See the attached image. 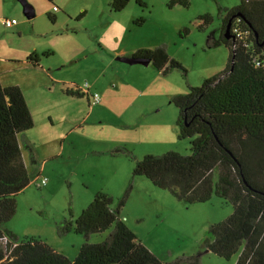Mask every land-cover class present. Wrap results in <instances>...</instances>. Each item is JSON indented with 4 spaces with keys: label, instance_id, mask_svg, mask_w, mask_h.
<instances>
[{
    "label": "rangeland",
    "instance_id": "1",
    "mask_svg": "<svg viewBox=\"0 0 264 264\" xmlns=\"http://www.w3.org/2000/svg\"><path fill=\"white\" fill-rule=\"evenodd\" d=\"M27 1L32 18L21 0H0V80L20 86L34 119L25 134L33 159L22 148L30 183L17 195V211L6 227L20 238L40 237L74 259L85 238L74 229L59 236L56 223L76 220L102 191L113 197V208L124 198L119 217L163 262L235 264L239 253L225 259L203 247L209 226L228 217L232 203L214 194L187 204L133 170L145 155L191 153L190 138L178 137L179 108L172 97L225 68L230 49L208 41L220 36L219 8L240 0H130L119 12L112 0ZM206 14L212 20L203 24ZM4 19L16 23L7 26ZM159 45L185 71L162 73L151 63L117 59ZM32 52L39 54V66L12 61ZM68 88H88L100 100L91 104L86 95L66 94ZM116 146L133 156L110 153ZM42 177L48 179L44 186ZM109 232L93 233L89 241Z\"/></svg>",
    "mask_w": 264,
    "mask_h": 264
},
{
    "label": "trees",
    "instance_id": "2",
    "mask_svg": "<svg viewBox=\"0 0 264 264\" xmlns=\"http://www.w3.org/2000/svg\"><path fill=\"white\" fill-rule=\"evenodd\" d=\"M129 1L112 0L110 6L119 12ZM219 9L220 36L210 37L208 45L227 46L228 63L201 85L172 97L179 108L178 137L190 138L191 153L145 155L136 159L133 174L147 177L187 204L208 201L214 194L232 203L233 212L209 226L203 247L225 259L239 253L235 264H264V0H240L234 7ZM47 15L55 21V14ZM200 20L208 24L212 18L206 14ZM126 57L148 58L162 73L172 68L185 71L165 45ZM12 61L36 67L40 56L33 52ZM88 91L68 88L65 93L88 99ZM33 126L20 86H5L0 80V264H171L160 260L119 217L124 198L113 208V197L102 191L76 220L56 223L59 236L71 229L84 236L74 259L40 237L20 238L9 230L6 224L17 211V195L30 183L22 148L30 149L32 159L33 150L22 136ZM110 153L133 156L124 146ZM107 230L101 241H89L91 234Z\"/></svg>",
    "mask_w": 264,
    "mask_h": 264
},
{
    "label": "water",
    "instance_id": "3",
    "mask_svg": "<svg viewBox=\"0 0 264 264\" xmlns=\"http://www.w3.org/2000/svg\"><path fill=\"white\" fill-rule=\"evenodd\" d=\"M23 6H24V13L28 18H32L35 15V10L33 6L27 1V0H21ZM226 37H230L229 33L227 32ZM117 59L128 62L130 64L134 63H141L144 65H149L150 64V59L148 58H131V57H125V56H120L117 57Z\"/></svg>",
    "mask_w": 264,
    "mask_h": 264
},
{
    "label": "built area",
    "instance_id": "4",
    "mask_svg": "<svg viewBox=\"0 0 264 264\" xmlns=\"http://www.w3.org/2000/svg\"><path fill=\"white\" fill-rule=\"evenodd\" d=\"M54 10H58V7L54 6ZM3 22L7 26H12V25H14L16 23V19H4ZM85 86L88 87V83H86ZM86 91H88V88L86 89ZM92 96H93L92 103H97L100 100V96H99V94L97 92H93ZM47 181H48L47 177H42L41 181H40L41 186L46 185ZM3 243H6V238L4 239Z\"/></svg>",
    "mask_w": 264,
    "mask_h": 264
},
{
    "label": "crops",
    "instance_id": "5",
    "mask_svg": "<svg viewBox=\"0 0 264 264\" xmlns=\"http://www.w3.org/2000/svg\"><path fill=\"white\" fill-rule=\"evenodd\" d=\"M54 1V0H53ZM56 6H58V5H56ZM58 8H59V10H61V8L58 6ZM33 53V52H32ZM37 53V52H36ZM31 54V53H30ZM124 55H127V54H124ZM17 58H20V57H17ZM26 58V57H25ZM24 59V58H23ZM23 59H16V60H23ZM8 86V85H7ZM89 92H90V95L88 96V101H89V103H91L92 104V101H93V96L91 95L92 94V92H91V90L89 89ZM26 134V133H25ZM25 134H23V136H22V138L25 140V141H27L28 143H30V139H26L25 138ZM80 247H81V245H80Z\"/></svg>",
    "mask_w": 264,
    "mask_h": 264
}]
</instances>
